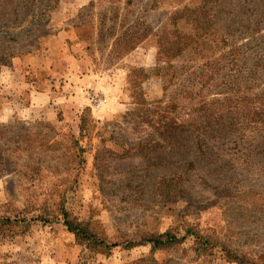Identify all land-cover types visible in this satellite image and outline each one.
Listing matches in <instances>:
<instances>
[{
    "label": "rangeland",
    "instance_id": "obj_1",
    "mask_svg": "<svg viewBox=\"0 0 264 264\" xmlns=\"http://www.w3.org/2000/svg\"><path fill=\"white\" fill-rule=\"evenodd\" d=\"M61 30L101 78L84 92L121 93L120 108L0 122V219L27 221L0 225V264H264V0H0V117L14 61ZM51 78L35 87L72 92ZM162 177L177 185L157 198ZM60 208L120 246L77 243ZM166 231L183 240L125 247Z\"/></svg>",
    "mask_w": 264,
    "mask_h": 264
},
{
    "label": "crops",
    "instance_id": "obj_2",
    "mask_svg": "<svg viewBox=\"0 0 264 264\" xmlns=\"http://www.w3.org/2000/svg\"><path fill=\"white\" fill-rule=\"evenodd\" d=\"M72 47V52L69 48ZM71 45V46H69ZM47 51L45 55L40 57L22 58L14 61L10 73H12L14 80L11 79V85L16 83L17 91L13 89V93H6L5 103L2 106L1 117H7V120L13 116H21L22 119L29 118V116L45 114L48 106L57 107L58 104L64 111L71 112L74 110L80 114L85 108H88L91 103L86 91L85 85H91L97 80L101 79L94 70L88 68V60L83 57L82 53H77L76 48H80L81 44L78 41L77 35L73 30H61L54 34L47 42ZM66 51L69 57L66 59ZM53 53H58L59 56L49 60ZM61 55V56H60ZM28 70V72H27ZM45 71L49 76L57 79L60 83H65L66 80L75 83L71 93H56L52 88L47 87L45 90H38L35 86L38 85L36 81L37 75ZM31 72L35 75L34 81H26V75ZM49 79V86L53 81ZM8 83V82H7ZM20 88L27 90V93L20 92ZM91 88V87H89ZM91 92V91H90ZM96 95L103 99L100 106L101 116H109L116 108H120L117 102L121 93H97ZM21 96V97H19ZM11 97V100H10ZM15 98L18 102H15ZM14 100V101H13ZM14 103L17 106H14ZM27 116V117H26ZM30 116V117H31Z\"/></svg>",
    "mask_w": 264,
    "mask_h": 264
},
{
    "label": "trees",
    "instance_id": "obj_3",
    "mask_svg": "<svg viewBox=\"0 0 264 264\" xmlns=\"http://www.w3.org/2000/svg\"><path fill=\"white\" fill-rule=\"evenodd\" d=\"M54 3H56V1H54ZM182 50H183V47L182 48H178L176 53H174V55H169V56L170 57H175V54H177V53L180 54L182 52ZM160 51L161 52H165L166 55L169 53V49L166 48V47H160ZM87 111H89V108H85L83 110L82 114H85ZM233 115L240 116L241 114L240 113H233ZM262 116H263V112H261L260 110H255L253 112L254 123L260 122L261 121L260 119L262 118ZM224 118H225L224 116L220 115V123L224 121ZM250 123H251V121H250ZM260 125H263V124H260ZM240 126L241 125L236 126L235 128H232V129L235 132L238 131V133L240 132L241 134L245 135L244 132H246V128L245 127H240ZM175 129H177V128H174L173 130H175ZM226 129L227 128H225V127H219L217 132H220L221 134L226 135L227 134L226 133ZM223 130H225V131H223ZM161 135H162V133H161ZM169 144L171 145V147L174 150H180L181 148H184V149L186 148V145L185 144L182 145L181 142L177 139V137L174 138V140L171 141ZM192 146L193 147L194 146L197 147V145L194 144V143H193ZM198 148H200V147H198ZM190 164L192 166H194L192 164V162H190ZM175 181L176 180H174L173 178L162 177L160 179V182H158L159 183L158 191L165 192V190H167V188L169 190H172L170 188H174L177 185V184H174ZM182 187L180 188L181 192H184V189H182ZM163 194L164 193H156V192L154 193V195L157 198H165V197L169 196L168 193H166V192H165L164 195ZM60 215L62 217V224L65 226L66 230L69 233L73 234V236H74L75 240L77 241V243H79L81 245L85 244L86 246H88L90 248H94V249L98 248L99 250L100 249L110 250V249H112L114 247L120 246L118 243L110 244L108 242H105L102 239H99L96 236V234L93 233L89 229L87 224L80 223L76 219L71 218L69 213L67 211H65L63 208H60ZM37 219L39 221H41V222H47L43 218H37ZM18 222L20 224L27 225V221L26 220L23 221L22 219H18V218H14V219L6 218L4 220L0 219V225H4V226L17 225ZM182 240H183V237L182 238H178L175 235H173L170 231H166L163 234L151 235V236L139 241L138 243H136V242H127V243H125V247L126 248H133V247H136V246H141V245H147L148 244V245L151 246V251L153 252V251H156V250H162V249L171 247V246H173L175 244L181 243ZM197 241H199L198 238H197ZM134 264H158V263L152 257H149V258L142 259L139 262H136ZM239 264H243V261L239 260Z\"/></svg>",
    "mask_w": 264,
    "mask_h": 264
},
{
    "label": "built area",
    "instance_id": "obj_4",
    "mask_svg": "<svg viewBox=\"0 0 264 264\" xmlns=\"http://www.w3.org/2000/svg\"><path fill=\"white\" fill-rule=\"evenodd\" d=\"M88 96L90 102L92 103V106L95 108H99L103 103V99L100 96L96 95L94 92H89Z\"/></svg>",
    "mask_w": 264,
    "mask_h": 264
},
{
    "label": "clouds",
    "instance_id": "obj_5",
    "mask_svg": "<svg viewBox=\"0 0 264 264\" xmlns=\"http://www.w3.org/2000/svg\"><path fill=\"white\" fill-rule=\"evenodd\" d=\"M7 117H0V122H6Z\"/></svg>",
    "mask_w": 264,
    "mask_h": 264
}]
</instances>
